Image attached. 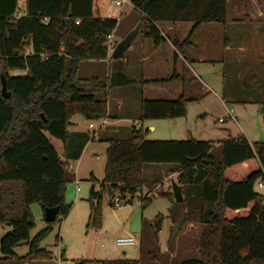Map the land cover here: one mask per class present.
I'll list each match as a JSON object with an SVG mask.
<instances>
[{"label": "trees", "instance_id": "obj_1", "mask_svg": "<svg viewBox=\"0 0 264 264\" xmlns=\"http://www.w3.org/2000/svg\"><path fill=\"white\" fill-rule=\"evenodd\" d=\"M227 4L228 0L133 3L139 30L153 46L165 41L158 23H192L186 39L172 42L179 53L201 24H225ZM18 10V0H0V74L10 93L8 98L0 95V224L9 227L0 238V264L52 260V253L39 246L51 223L30 238L29 205L36 202L42 211L58 206L57 216L68 212L69 206L63 203L64 184L71 177L64 160H77L87 142L100 139L89 131L70 133L67 121L74 115L88 121L106 116V101L95 94L99 79L78 78L77 69L83 60L107 58L106 36L117 24L116 19L94 16L93 0H25L23 14L16 16ZM174 78L178 77L172 73L164 81ZM105 82L109 87H122L136 80L115 66ZM189 100L183 95L170 100L142 99L139 119L183 117ZM46 134L62 142L63 158ZM106 142L100 194L96 202L88 199V228L100 226L101 193L110 197V205L116 195L130 197L131 203L145 184L144 165L165 164L177 173L175 183L183 197L181 203L173 204L183 214L178 221H195L206 227L200 257L171 264H264V194L255 190L264 176V141L248 143L239 136L216 146L193 138L146 140L144 132L133 127L128 137L111 136ZM89 179L96 181L92 174ZM158 196L173 198L172 191ZM139 201L143 208L151 199ZM160 222L159 215L152 222L154 229L159 230ZM20 245L27 247L24 255L14 251ZM75 264L142 262L80 259Z\"/></svg>", "mask_w": 264, "mask_h": 264}, {"label": "rangeland", "instance_id": "obj_2", "mask_svg": "<svg viewBox=\"0 0 264 264\" xmlns=\"http://www.w3.org/2000/svg\"><path fill=\"white\" fill-rule=\"evenodd\" d=\"M261 4L262 0H228L225 13L226 26L209 22V25L213 27L204 25L201 29L194 30L189 38L193 45L188 48V51L186 47L180 51L181 54L187 52L188 62L184 67L188 68L189 66L199 80L209 86V93L202 92L201 84L195 78H190L188 70L184 72L183 83L170 80L168 84L160 85L164 87L165 91L162 96H166L167 89L181 85L184 87V96L191 97L193 100L189 104L190 121H187L194 129L193 138L195 140H207V138L214 140L216 137H213V134L225 132V128H236L238 125L245 126V124L262 121L261 107L263 104L259 101H254L255 103L221 101L222 93L225 98L228 96L242 100L249 97L254 100L263 98L264 33L257 35L253 25L243 16L245 12L249 13L243 7L259 9ZM93 5L98 7L97 16L117 20L116 27L111 32L112 40L116 43L138 22L137 10L129 5L119 7L114 5L113 0H93ZM170 24L158 23L157 27L161 34L171 41L177 40L178 43L186 39L192 27L191 22H179L171 24L174 27L173 30L166 29ZM225 39L230 41L233 46H242L246 51L244 53H236L234 50L224 51L223 41ZM144 41L147 43L143 50L145 52L149 50L151 41L144 38L139 30L136 38L131 42L130 49L124 53V58L129 63L130 74L140 76V73H144V76L155 78L164 76V74L171 75L172 72L167 69L169 62L172 64L171 59L168 63L166 60V55L170 52L167 46L155 51V54L150 55L145 63L136 65L135 59L141 51L139 46ZM176 50L179 52L178 49ZM201 55L204 58L198 61L197 56ZM110 60V69L115 66L121 69V64L113 61L115 59L111 58ZM105 71V66H99L100 76ZM94 78L99 79V75ZM131 78L134 77L131 76ZM134 79L139 85L144 83L140 78ZM105 80L107 79L100 77L98 84L94 85L97 91L95 94L99 98L104 96L106 87L112 88L106 84ZM196 112H199V115L194 118ZM228 112L234 116V120L229 117ZM86 125L85 121L80 120L78 129L83 130ZM70 127L72 126L67 128ZM199 129H206L208 135H202ZM174 136H177L175 137L177 139H170L164 133H149L148 138H150L149 140H185L189 138L186 132ZM46 137L60 154L59 156L63 158L61 154V152L63 153L62 142L47 134ZM259 140L263 139H257L258 142ZM82 150L77 160H64L67 174L71 177V180L64 184L63 203L69 206L68 212L64 216L61 214L57 216L50 225V232L39 244L40 247L52 253V260L38 261L33 264H75V261L80 259H141L142 264H171L186 258L200 257L201 243L206 227L195 221L186 220L178 225V220L182 218L183 214L179 207L173 205L174 198L167 199L158 196L160 192L171 193V180L176 182L177 179V173L174 175L173 171L169 172L166 169L159 173L152 171L151 175L144 178L145 184L139 190L140 198L147 194V198L151 201L143 204V208L139 201L140 198L133 199L129 204L115 207L108 203L110 197L105 192L101 193L100 226L88 228V193L92 184L96 190H99V182L103 178L104 151L102 146L94 140ZM91 173L96 179L94 183L89 179ZM77 186L79 187L78 192L76 191ZM255 190L264 194V188L255 187ZM91 200L96 202L97 199ZM170 207L171 209H169ZM29 209L33 220L29 237L32 238L48 223L43 220L42 210L38 203L30 204ZM159 215L161 222L158 230L154 229L152 222L155 223ZM8 230V226L0 224V238ZM127 235H133L137 243L132 246H116V237ZM14 251L18 255H24L27 252V247L20 245Z\"/></svg>", "mask_w": 264, "mask_h": 264}, {"label": "crops", "instance_id": "obj_3", "mask_svg": "<svg viewBox=\"0 0 264 264\" xmlns=\"http://www.w3.org/2000/svg\"><path fill=\"white\" fill-rule=\"evenodd\" d=\"M24 4H25V0H18L19 10L16 13V16H20L23 14ZM243 8L249 12V13L245 12L243 16L250 24L253 25L252 27L255 28L256 30L255 33L257 35L258 33L263 34L264 33L263 0H262V4L259 9H253L252 7H243ZM93 9H94L93 15L97 16L98 7L93 5ZM209 24H210L209 22L201 24L195 30L201 29L204 25H209ZM226 24H227V20L225 18V24L224 25L221 24V25L225 27ZM209 26L213 27L212 25H209ZM173 28L174 27L171 24L167 25L166 27V29L168 30H173ZM162 36L164 37L165 41L158 46H153L151 42V44L149 45L150 47L148 48L149 49L148 51H145V52L143 51L144 48L147 46L146 45L147 43H145L146 41L140 44L139 48L141 51L137 54V58L135 59L136 65L137 63H145V61L148 59L150 55L155 54V51L161 50L163 46H167L170 49V52H168V54L166 55L167 63L169 62V59H171L172 61V64L169 62L167 69L171 71L172 73L176 74L178 77V78L172 79L171 82L178 81L180 83L182 81L183 83L184 82L183 79L185 80L184 72L188 70V73L190 74V78L191 77L195 78L201 84L200 89L202 90V92H204L205 94L209 93L210 92L209 86L205 82H202L201 80H199V78L194 74L193 70L189 66L188 68L187 66L184 67L185 65H187V62H188L187 52L185 54L179 53L172 44V41L174 40L172 41L169 40L168 37L164 36L163 34ZM191 45H193V43L189 40V44L186 47L187 51ZM223 50L224 51L234 50L236 53H244L246 51L245 48H243L242 46H239V45L233 46V44L227 39L223 41ZM30 51H31L30 47L27 48L26 52L29 53ZM203 58H204L203 55L197 56L198 61L202 60ZM128 64L129 63L125 58L122 59L120 71L128 75L129 77L132 76L134 78H138V79L140 78V80L144 83L143 84L141 83L140 84L141 86L135 83L133 85L122 86V87H112V88L106 87L104 96L102 97L106 101V105H107L106 116L98 120L88 121L82 118L80 115H74L72 117V121L77 122V125L67 128L70 133L87 131L88 123L93 122V125L95 128L94 130L97 133L98 138L100 139V141L98 140H94V141L99 143L102 146V149L104 151V158L102 160L103 166L105 163V149L108 145V143L106 142V139H108L111 136H115L118 138H126L130 135L131 129L133 127H135L136 129H141L144 132V138L146 140L150 139L148 138L149 133H164L168 135L170 139H177L175 138L177 136H174V135H178L182 132H186L188 133L189 138H193L194 129L191 128L190 126L191 123H188V121H190L189 120V104H191L193 100H189L186 102V114L183 117H178V118H173V119H164V120H143V121L139 119V114H140L139 104L142 99L170 100V99H175L179 97L180 95L184 96L185 91H184L183 86L178 85L177 87H174L173 89H167L166 91L167 93L165 94L166 96H162L164 95L165 91H164V87L160 85L165 84V83L168 84L170 82V80L164 81V79H167L170 76L169 74H164V76H156V78L144 76V73L142 74L140 73V76L138 74H130L131 72H129L128 70ZM102 65L106 67V71L105 73H103L102 76H100L98 71H99V66H102ZM169 65H170V69H169ZM110 66H111V60H110L109 52H108L107 58L103 60H83L79 63V66L77 69V77L78 78H94L96 75H99V79L100 77L107 79L113 71V68L110 69ZM80 72H81V75H80ZM11 73L17 74V73H22V71H11ZM223 92H224V89H223ZM189 99H191V97H189ZM236 99H239V100H236ZM225 100H230L234 103L237 101L245 102V103L246 102L255 103L259 101L260 103L263 104V106L261 107L262 121L260 123L253 122L252 124H248V125L245 124V126L238 125L236 128H233V127L225 128L226 129L225 132L213 134L214 135L213 137H216L214 140L207 138L206 141H211L216 146H218L219 143H221L222 141H225L229 138H236L239 136H243L248 141V143L256 142L257 139H263L259 141H264V102H263V98H261L260 100H254L250 97L244 98V100H242L241 98H236L233 96H228L225 98L224 94L222 93L221 101L224 102ZM198 113L199 112H196V114L194 115V118H197V115H199ZM228 114L231 115L232 117L231 119L234 120V116L229 112ZM80 120L85 121L87 123L86 128H84L83 130L78 129ZM137 123H139L140 125L138 128H137ZM199 132L202 133V135H208V132L206 131V129H202V130L199 129ZM91 142L93 141L87 142L85 146ZM58 155L60 154L58 153ZM165 169L169 172L173 171V169L172 171H170L171 167H168L165 164H145L143 167L144 178L151 175V173H153L152 171L159 173V171L164 172ZM73 175L75 177V174ZM174 175H176V172H174ZM171 181H174V180H171Z\"/></svg>", "mask_w": 264, "mask_h": 264}, {"label": "water", "instance_id": "obj_4", "mask_svg": "<svg viewBox=\"0 0 264 264\" xmlns=\"http://www.w3.org/2000/svg\"><path fill=\"white\" fill-rule=\"evenodd\" d=\"M139 28H140V23L137 22L135 26L131 30H129L119 42L116 43L114 49L110 53V58L120 59V60L124 58L125 56L124 53L127 49H130L131 42L136 38L139 32ZM0 95L4 98H8L10 95L9 91L7 90L5 77L3 76V74H0ZM76 125L77 122L75 121L72 120L67 121V126H76ZM170 171H172V168L170 169ZM171 190L175 203H181L183 201V197L181 195L180 188L174 181H172L171 183ZM99 194L100 191L96 190L94 188V185L92 184L88 193V198L96 199ZM58 211H59L58 206L44 208L42 211L43 220L46 223L54 222L57 217ZM180 224H181L180 221H178V225Z\"/></svg>", "mask_w": 264, "mask_h": 264}, {"label": "built area", "instance_id": "obj_5", "mask_svg": "<svg viewBox=\"0 0 264 264\" xmlns=\"http://www.w3.org/2000/svg\"><path fill=\"white\" fill-rule=\"evenodd\" d=\"M134 1H137V2H141L142 0H113L114 2V5L116 6H119V7H123L124 5H129L130 7H133L134 8ZM116 45V42L112 40V34H108L106 36V40H105V46L107 48V51L109 53L112 52V50L114 49ZM230 118L231 115H229ZM220 121V119H219ZM139 123H137V128L139 127ZM88 131L91 133L93 132V137L94 139H97V134L94 130V125H93V122H90L88 123ZM76 184H77V181H76ZM256 186L258 188H264V176H263V179H260L256 182ZM76 191L78 192L79 191V187L77 186L76 188ZM148 195H144L142 198H146ZM140 193L139 191H137L134 196H133V199H136V198H140ZM130 197H126V198H121L120 196H115L111 202V205L117 207V206H120L121 204H127L129 203L128 202V199ZM132 199V201H133ZM137 243V240L136 238L133 236V235H127V236H119V237H116L115 239V244L116 246H120V247H124V246H132V245H135Z\"/></svg>", "mask_w": 264, "mask_h": 264}]
</instances>
